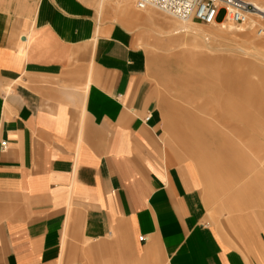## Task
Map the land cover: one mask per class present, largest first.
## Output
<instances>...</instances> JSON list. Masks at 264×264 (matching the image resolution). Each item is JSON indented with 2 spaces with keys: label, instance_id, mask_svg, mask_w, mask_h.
<instances>
[{
  "label": "crops",
  "instance_id": "1",
  "mask_svg": "<svg viewBox=\"0 0 264 264\" xmlns=\"http://www.w3.org/2000/svg\"><path fill=\"white\" fill-rule=\"evenodd\" d=\"M94 4L0 0V264H264V166L185 158Z\"/></svg>",
  "mask_w": 264,
  "mask_h": 264
},
{
  "label": "rangeland",
  "instance_id": "2",
  "mask_svg": "<svg viewBox=\"0 0 264 264\" xmlns=\"http://www.w3.org/2000/svg\"><path fill=\"white\" fill-rule=\"evenodd\" d=\"M148 10L161 15L154 24L130 19L129 25L142 35L140 43L153 85L159 89L168 139L185 158L192 150L196 160L217 159L222 149L227 150L222 153L226 161L220 165H229V159L231 165L264 166V36L230 26L215 29L195 19L182 21L153 7ZM111 11L114 22L124 24L129 19ZM170 23L176 24L173 28L192 24L197 34L157 33ZM196 40L207 48L205 55L190 51ZM252 144L263 152L257 153ZM241 150L242 157L237 152Z\"/></svg>",
  "mask_w": 264,
  "mask_h": 264
},
{
  "label": "built area",
  "instance_id": "3",
  "mask_svg": "<svg viewBox=\"0 0 264 264\" xmlns=\"http://www.w3.org/2000/svg\"><path fill=\"white\" fill-rule=\"evenodd\" d=\"M139 10L156 8L180 20L195 19L205 25H232L264 36V2L250 0H134ZM221 15L223 17L220 19ZM2 147L6 142L1 143ZM144 237H140L143 240Z\"/></svg>",
  "mask_w": 264,
  "mask_h": 264
},
{
  "label": "bare ground",
  "instance_id": "4",
  "mask_svg": "<svg viewBox=\"0 0 264 264\" xmlns=\"http://www.w3.org/2000/svg\"><path fill=\"white\" fill-rule=\"evenodd\" d=\"M250 1H254V2H261L262 0H250ZM94 5H96L99 14L102 16L103 11L105 9H111L114 10L120 14H122L123 16H127L129 17V19L134 20V21H142L143 23H153L159 19V14L155 11L152 10H148L149 8H147L146 10H139L136 6H133L131 0H94ZM135 5V4H134ZM191 20V19H189ZM166 21V20H165ZM164 21V22H165ZM168 21V20H167ZM170 21V20H169ZM182 21H188V20H182ZM163 22V23H164ZM36 23V22H35ZM145 23V24H146ZM167 23V22H165ZM174 25L176 24H168V25H164L163 30L165 31H160L157 33L160 35H165V34H179L180 32H194L195 28L193 27L192 24L189 25H178L175 28ZM230 26V28L232 29L234 26L232 25H227ZM225 26V27H227ZM215 29L219 28L214 26ZM221 28H223L222 26H220ZM224 27V28H225ZM235 28V27H234ZM233 30V29H232ZM230 31V30H229ZM199 32V31H198ZM196 33V32H194ZM97 34V33H96ZM197 34V33H196ZM203 34V33H202ZM205 34V33H204ZM220 34V33H219ZM199 35V33H198ZM207 35V34H206ZM202 36V35H199ZM216 37V36H215ZM142 38V37H141ZM199 38V37H198ZM209 38V36H208ZM188 42V41H187ZM201 42V41H200ZM198 40H196L194 42L195 46H193L192 49H190V51L194 52L193 50L196 51V53L199 56H203L206 54V52L208 51L207 48L203 45V43H200ZM159 58V57H158ZM174 58V57H173ZM260 100V99H259ZM258 100V101H259Z\"/></svg>",
  "mask_w": 264,
  "mask_h": 264
}]
</instances>
